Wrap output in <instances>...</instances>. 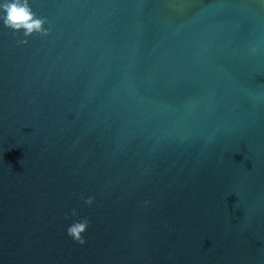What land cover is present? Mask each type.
<instances>
[{"label":"water","instance_id":"95a60500","mask_svg":"<svg viewBox=\"0 0 264 264\" xmlns=\"http://www.w3.org/2000/svg\"><path fill=\"white\" fill-rule=\"evenodd\" d=\"M28 3L47 34L0 20V264H264V0Z\"/></svg>","mask_w":264,"mask_h":264},{"label":"clouds","instance_id":"9594fccd","mask_svg":"<svg viewBox=\"0 0 264 264\" xmlns=\"http://www.w3.org/2000/svg\"><path fill=\"white\" fill-rule=\"evenodd\" d=\"M0 20L8 28L19 32L23 30L24 36L27 37L33 33L47 34L49 29L44 27L47 22L46 17H39L34 13L28 3V0H3L0 3ZM26 40L20 43H26ZM255 51V49H253ZM93 197H88L85 200L86 204L93 203ZM147 203V202H146ZM72 214L76 215V210H72ZM90 221L87 218L73 222L67 229V234L73 240L80 244L85 243V238L82 235L89 225Z\"/></svg>","mask_w":264,"mask_h":264}]
</instances>
